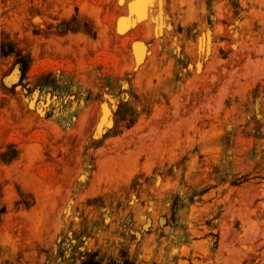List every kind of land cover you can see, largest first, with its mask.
<instances>
[{
    "label": "rangeland",
    "instance_id": "1",
    "mask_svg": "<svg viewBox=\"0 0 264 264\" xmlns=\"http://www.w3.org/2000/svg\"><path fill=\"white\" fill-rule=\"evenodd\" d=\"M1 42L0 264H264V0H0Z\"/></svg>",
    "mask_w": 264,
    "mask_h": 264
},
{
    "label": "trees",
    "instance_id": "2",
    "mask_svg": "<svg viewBox=\"0 0 264 264\" xmlns=\"http://www.w3.org/2000/svg\"><path fill=\"white\" fill-rule=\"evenodd\" d=\"M14 50L6 43H0V53L3 56H8ZM14 67L18 68L20 74V84L23 89V96L29 101H34L35 105L42 104L45 106V116L52 118L56 115L57 122L69 127L77 118L81 104L84 101L91 99V94L77 85L71 78H60L53 75L51 72L38 75L32 82H22L29 70V61L26 57L20 54L16 55ZM127 121L131 123V119H127L125 114L118 117V122ZM64 241L59 249V255L63 259L68 249ZM85 258L80 264H104L101 259L97 258V253L91 252L84 255ZM109 264H114L109 263ZM123 264H132L125 260Z\"/></svg>",
    "mask_w": 264,
    "mask_h": 264
},
{
    "label": "bare ground",
    "instance_id": "3",
    "mask_svg": "<svg viewBox=\"0 0 264 264\" xmlns=\"http://www.w3.org/2000/svg\"><path fill=\"white\" fill-rule=\"evenodd\" d=\"M87 7V6H86ZM52 8H53V6H52ZM51 9V8H50ZM55 9V8H54ZM69 10V9H68ZM66 11V10H65ZM63 13V12H62ZM69 13V12H68ZM122 30H124V29H122ZM84 37V36H83ZM87 38V37H86ZM83 40V39H82ZM82 66V65H81ZM10 123V122H9ZM84 124V123H83ZM54 125V124H53ZM56 129H54V131H55ZM53 131V132H54ZM57 131V130H56ZM61 133V132H60ZM55 134V133H54ZM68 134V133H67ZM58 136H60V135H58ZM38 153V152H37ZM37 155V154H36ZM39 155V154H38ZM41 157V156H40ZM38 158H39V156H38ZM40 159V158H39ZM58 161V160H57ZM33 162V161H32ZM29 164V163H28ZM64 167V166H63ZM65 173V172H64ZM33 179V178H32Z\"/></svg>",
    "mask_w": 264,
    "mask_h": 264
}]
</instances>
